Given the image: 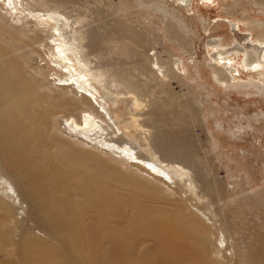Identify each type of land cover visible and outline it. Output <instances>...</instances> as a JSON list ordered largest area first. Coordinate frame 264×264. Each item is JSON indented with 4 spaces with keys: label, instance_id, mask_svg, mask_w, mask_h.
Wrapping results in <instances>:
<instances>
[{
    "label": "bare ground",
    "instance_id": "6f19581e",
    "mask_svg": "<svg viewBox=\"0 0 264 264\" xmlns=\"http://www.w3.org/2000/svg\"><path fill=\"white\" fill-rule=\"evenodd\" d=\"M133 1L160 10L167 35L190 49L186 24L163 0L108 7L99 0L79 7L0 0V264H249L226 210L237 208L244 180L229 189L219 177L197 130L205 125L204 104L172 86L177 58L159 63L156 73L139 54L154 49L158 34L145 19L125 28L124 17L139 18L140 8H125ZM244 1L222 3L257 37L251 49L241 48L244 69L219 39L210 41L218 48L208 65L223 84L244 71L264 80V18ZM246 1L264 7V0ZM196 11L209 26L202 8ZM46 50L48 60L39 63ZM125 51L149 74H117L116 63L104 61ZM216 198L228 204L214 212ZM214 218L222 227L217 245Z\"/></svg>",
    "mask_w": 264,
    "mask_h": 264
},
{
    "label": "rangeland",
    "instance_id": "374dc122",
    "mask_svg": "<svg viewBox=\"0 0 264 264\" xmlns=\"http://www.w3.org/2000/svg\"><path fill=\"white\" fill-rule=\"evenodd\" d=\"M72 1L75 6L79 7L89 0ZM99 1H101L99 4L101 7L104 5L108 7L113 3L115 6L121 0ZM163 3L174 11L176 18L183 20L186 24V32L191 39L189 50L185 51L167 35L165 25L159 18L161 11L158 9H141L135 1L132 2L135 7L125 3V8L128 10L140 8L137 13L139 18H136V22H132L124 17L121 22L127 29L142 26V19L151 23L154 26L153 31L158 34V38L153 43L154 49L140 48L139 54L146 53L144 57L150 58L152 64L156 65V73H160L159 63L177 58L175 60L179 78L178 81H172L173 88L181 94L197 95V104L205 105L203 107L207 113L202 114L203 117L205 116V125L202 129L197 127L204 149L208 151V155L214 154L219 177L224 180L229 189L233 188L236 180H244L245 191H238L237 208H231L230 205L226 208L231 214L227 225L230 228L234 225L241 232V240L238 242L237 249L240 254L247 253L246 258L250 257L249 264H264V80L261 82V77H259L257 81L259 73L244 71L235 75L237 77L235 81L223 84L217 81L208 65L214 58L215 49L218 48L217 46L212 47L210 41L219 39L223 46L225 44L223 48L227 49L228 53L238 55L241 62L239 65L241 69H244L242 61L245 51L241 48L251 49V46L257 43V37L243 21L239 24L225 12L222 8L223 0H163ZM244 3L249 7L250 14L264 18L263 5H254V3L251 5L246 0ZM198 8L204 11L210 22L209 26L207 21L203 23L197 17ZM143 11L152 13L143 14ZM227 18L232 19V23L219 24L222 20L227 21ZM179 31L184 32V29L181 28ZM120 40L119 36L114 46V51L118 56L122 55ZM137 40L142 43L141 38ZM48 58L49 53L46 50L38 62L40 63L41 59L48 60ZM108 60L116 63L117 67L114 72L117 74H138L140 72L149 74L145 69L138 71L134 67L129 51H125L124 57L104 59V61ZM42 64L46 65V61ZM119 115L122 116V112ZM208 138H215L217 146H213ZM205 154L203 149L199 151V155ZM227 204L221 198H216L212 208L214 212H217L218 207L223 208ZM196 205H201V203L197 202ZM202 207L211 206L207 204ZM212 226L216 228L213 242L217 245L222 237V227L215 218Z\"/></svg>",
    "mask_w": 264,
    "mask_h": 264
}]
</instances>
